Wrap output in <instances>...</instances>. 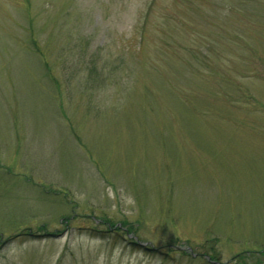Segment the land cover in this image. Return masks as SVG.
Returning <instances> with one entry per match:
<instances>
[{
    "label": "rangeland",
    "instance_id": "374dc122",
    "mask_svg": "<svg viewBox=\"0 0 264 264\" xmlns=\"http://www.w3.org/2000/svg\"><path fill=\"white\" fill-rule=\"evenodd\" d=\"M0 264H264V0H0Z\"/></svg>",
    "mask_w": 264,
    "mask_h": 264
}]
</instances>
